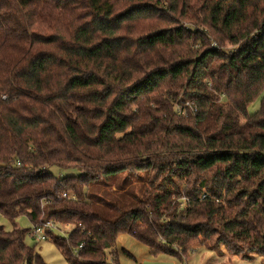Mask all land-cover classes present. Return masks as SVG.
I'll list each match as a JSON object with an SVG mask.
<instances>
[{"label": "trees", "instance_id": "obj_1", "mask_svg": "<svg viewBox=\"0 0 264 264\" xmlns=\"http://www.w3.org/2000/svg\"><path fill=\"white\" fill-rule=\"evenodd\" d=\"M263 89L264 0H0V215L67 264H118L121 234L264 255ZM26 233L0 264H46Z\"/></svg>", "mask_w": 264, "mask_h": 264}, {"label": "rangeland", "instance_id": "obj_2", "mask_svg": "<svg viewBox=\"0 0 264 264\" xmlns=\"http://www.w3.org/2000/svg\"><path fill=\"white\" fill-rule=\"evenodd\" d=\"M263 98L264 89L249 106L248 113L250 116L259 111ZM51 172L58 177L75 174L72 170L60 171L56 168H53ZM0 227L6 231H11L14 228L26 230V245L34 247L46 264H67L51 241H42L38 234L33 233V226L26 216L11 222L0 215ZM53 227H57V225L55 224ZM57 229H59L57 233L66 235L70 228L60 225ZM215 240H208L201 236L190 248L187 256L180 261L168 255L152 256L149 249L132 236L121 234L117 239L112 256H108V261L111 262L112 258L115 257L118 264H264L263 254L241 248L230 249L222 240H216L217 242ZM237 249L239 252H235Z\"/></svg>", "mask_w": 264, "mask_h": 264}, {"label": "built area", "instance_id": "obj_3", "mask_svg": "<svg viewBox=\"0 0 264 264\" xmlns=\"http://www.w3.org/2000/svg\"><path fill=\"white\" fill-rule=\"evenodd\" d=\"M52 225H53L52 223H49L44 228L33 227V233L38 234L40 240L45 241L46 240L45 228L50 227Z\"/></svg>", "mask_w": 264, "mask_h": 264}]
</instances>
